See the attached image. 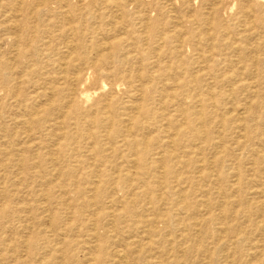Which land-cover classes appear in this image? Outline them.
<instances>
[{
    "label": "rangeland",
    "instance_id": "rangeland-1",
    "mask_svg": "<svg viewBox=\"0 0 264 264\" xmlns=\"http://www.w3.org/2000/svg\"><path fill=\"white\" fill-rule=\"evenodd\" d=\"M0 264H264V0H0Z\"/></svg>",
    "mask_w": 264,
    "mask_h": 264
},
{
    "label": "bare ground",
    "instance_id": "bare-ground-1",
    "mask_svg": "<svg viewBox=\"0 0 264 264\" xmlns=\"http://www.w3.org/2000/svg\"><path fill=\"white\" fill-rule=\"evenodd\" d=\"M23 2V1H22ZM68 5V4H67ZM49 8V7H48ZM31 9V8H30ZM49 10V9H48ZM31 11V10H30ZM33 11V10H32ZM39 12V11H38ZM37 13V12H36ZM41 13V12H40ZM38 15H40L39 13H38ZM182 38V37H181ZM130 127V126H129ZM149 139V138H148ZM147 141V140H146ZM164 169V168H163ZM185 194V193H184ZM122 253V252H121ZM121 257H123V256H121Z\"/></svg>",
    "mask_w": 264,
    "mask_h": 264
}]
</instances>
